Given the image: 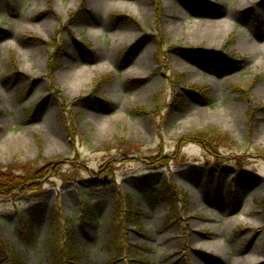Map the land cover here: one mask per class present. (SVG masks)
Segmentation results:
<instances>
[{"label":"rangeland","instance_id":"1","mask_svg":"<svg viewBox=\"0 0 264 264\" xmlns=\"http://www.w3.org/2000/svg\"><path fill=\"white\" fill-rule=\"evenodd\" d=\"M11 164L40 171L0 199L20 264H264V0H0ZM116 196L140 215L111 245Z\"/></svg>","mask_w":264,"mask_h":264},{"label":"trees","instance_id":"2","mask_svg":"<svg viewBox=\"0 0 264 264\" xmlns=\"http://www.w3.org/2000/svg\"><path fill=\"white\" fill-rule=\"evenodd\" d=\"M52 59V58H51ZM56 63L57 61H53V67L51 61H49L47 70L49 74H52L54 70L56 69ZM197 90V89H196ZM203 91V90H202ZM193 138L195 140H198L200 142H205V145L207 148L212 149L214 148L213 142H223V143H231L229 138L225 135L219 134L217 131L213 130H206L204 132H197L194 134ZM129 148V147H128ZM123 150H126V148H123ZM20 171V170H19ZM38 175H40V171L37 170L32 174L26 173V174H18L16 166L14 164L9 165L3 170H0V199H16V198H23L25 197L29 192L35 191L37 188L35 187L36 181L39 179L37 178ZM233 192L236 195V191L234 188H232ZM160 196L161 200L166 203L171 211L174 213L178 210L179 207L182 209L185 208L186 204V193H178L173 192L170 190L168 185L164 182L160 185ZM117 213L111 220L112 228L115 231L116 238L111 242V245H119L120 244V235L121 230L123 227V221L125 223H128L130 221L134 224V226L137 223L138 217L140 215V211L136 208L132 207V204L130 203V200L128 197H125V199L119 198L116 196V202ZM68 223L71 221L67 220ZM55 226L56 223L52 226L53 232L55 233ZM52 243V242H51ZM6 248V245H4ZM72 246L71 241H68V248ZM9 250V249H8ZM1 250L0 249V258L2 260H5L7 264H20V257L13 253L11 250L8 251ZM58 250V245L52 246V253H55V251ZM58 264H60V261L56 260Z\"/></svg>","mask_w":264,"mask_h":264},{"label":"bare ground","instance_id":"3","mask_svg":"<svg viewBox=\"0 0 264 264\" xmlns=\"http://www.w3.org/2000/svg\"><path fill=\"white\" fill-rule=\"evenodd\" d=\"M118 9H121L123 11H129V8L127 9V6L124 3H120L118 4ZM214 25H216L215 23H213ZM213 26V25H212ZM211 28V27H210ZM211 29H215V26H213ZM69 76V75H68ZM70 77V76H69ZM70 89H67V91H69ZM68 94H70V92H68Z\"/></svg>","mask_w":264,"mask_h":264}]
</instances>
